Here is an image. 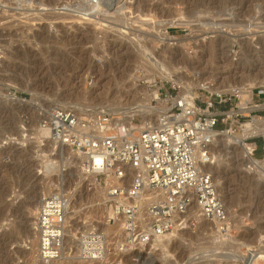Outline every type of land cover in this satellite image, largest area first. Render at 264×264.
I'll return each mask as SVG.
<instances>
[{
  "label": "rangeland",
  "instance_id": "rangeland-1",
  "mask_svg": "<svg viewBox=\"0 0 264 264\" xmlns=\"http://www.w3.org/2000/svg\"><path fill=\"white\" fill-rule=\"evenodd\" d=\"M163 31L177 39L161 40ZM215 40L223 42L210 50ZM0 47V264H36L31 249L24 251L12 236L29 225L41 193H72L69 224L78 238L106 211L102 189L88 187L85 176L80 180L77 159L65 148L56 155L58 146L32 133L40 119L54 106L82 116L103 110L130 118L129 107L144 91L174 85L178 97L186 85L201 97L200 80L226 93L229 85L257 81L251 76L264 71V0H0ZM157 61L178 83L159 73L152 65ZM251 91L250 99L231 98L220 107L227 120L219 128L239 136L252 116L264 117V84ZM237 106L249 108L239 112V122ZM263 132L245 140L256 145L254 158L263 161L258 167L246 166L232 145H217L211 155L228 216L223 243L216 242L214 222L188 214L164 253L153 244L121 247V235L109 224L101 261L79 258L71 240L52 264H264L258 258L264 250V150L256 134Z\"/></svg>",
  "mask_w": 264,
  "mask_h": 264
},
{
  "label": "built area",
  "instance_id": "built-area-1",
  "mask_svg": "<svg viewBox=\"0 0 264 264\" xmlns=\"http://www.w3.org/2000/svg\"><path fill=\"white\" fill-rule=\"evenodd\" d=\"M201 90V97L196 95L182 104L173 100L174 85L158 87L151 100L152 111L145 114L148 119L143 121L140 115L138 123L134 116L103 110L82 116L78 110L63 106L52 107L40 119V126L48 130L56 146L65 145L82 158L83 182L105 194V214L79 233V258L85 262L104 258L108 248L104 226H121V247H142L154 236L182 228L192 205L199 208L201 217L218 220L221 231H226L227 212L204 165L209 162L215 133H233L231 128L218 127L227 120L220 107L238 98L239 93ZM239 106L235 122L246 109ZM262 137L264 150V134ZM252 145L250 157L256 148ZM70 194L55 190L42 198L37 217L42 264H52L64 256Z\"/></svg>",
  "mask_w": 264,
  "mask_h": 264
},
{
  "label": "bare ground",
  "instance_id": "bare-ground-1",
  "mask_svg": "<svg viewBox=\"0 0 264 264\" xmlns=\"http://www.w3.org/2000/svg\"><path fill=\"white\" fill-rule=\"evenodd\" d=\"M110 1V0H109ZM112 1V0H111ZM104 3V2H103ZM106 5V3H104ZM110 5V4H109ZM112 6V4H111ZM128 7V6H127ZM80 10V9H79ZM190 14V12H189ZM183 15V14H182ZM195 24V23H194ZM99 26H102V25H99ZM106 26H109V25H105ZM216 26V25H215ZM214 26V27H215ZM104 27V26H103ZM107 28V27H106ZM216 28V27H215ZM161 40H165L166 42H171L172 40H176L177 38L176 37H173V36H169L168 34H166L164 31L162 32V34H160V36H158ZM203 37V36H202ZM230 38H228L229 40ZM233 39V38H232ZM197 41V40H196ZM220 42H223V41H218V40H215V41H211L210 42V45L208 46V48L210 50L212 49H215L216 46L218 45H221ZM173 44V43H172ZM218 44V45H216ZM26 50V49H25ZM23 53V52H22ZM30 55V54H29ZM244 56V55H243ZM246 57V56H245ZM147 59V58H146ZM250 59V58H249ZM241 60V59H240ZM247 61V60H246ZM151 62V61H149ZM243 62V61H242ZM248 62V61H247ZM245 63V62H243ZM151 64V63H150ZM156 64V65H155ZM153 64L152 62V65L159 71V73H161V75L165 76L166 78H168L169 80H171L174 84L178 83V81L172 76L171 72H167L166 70V66L164 65V63H162L161 61H157V63ZM250 64V63H249ZM247 64V65H249ZM246 66V65H245ZM264 66V65H263ZM248 67V66H247ZM262 67V66H261ZM263 68V67H262ZM264 69V68H263ZM259 70V68H258ZM165 74V75H164ZM264 74V71L260 68V72H258V74L254 73V75L251 76V74H249L251 77H254L253 79L255 78H259L257 81H254V80H250L246 83V85H242L241 88L239 87H234V86H231L229 85L230 87V90L231 92H238L239 93V97L244 100L246 97L248 99H250L251 97V87L258 83H261V84H264V76H262ZM260 77H263V78H260ZM246 80V79H245ZM196 86L202 88V89H206L210 92H217V93H221L223 92L222 90L224 89H221L218 87H212L210 85H206L202 80L198 81V83L196 84ZM228 87V88H229ZM227 88V89H228ZM215 90V91H213ZM141 92V91H140ZM157 96V93H149V92H146L144 91L142 93V96H139L138 98H136V100L133 101V105L129 108H131V110L129 111V117H133L135 115H138V114H141L143 116V121L144 120H147L148 117H145V114L149 113L150 111H152V105L148 104V100L150 98H154ZM194 97V93L192 91V87L191 86H186V85H182L181 86V93L180 95L176 98L174 97V102H180V103H184V101L188 100L189 98H193ZM16 98V97H14ZM110 108V107H109ZM112 108V107H111ZM122 110V109H121ZM128 110V109H127ZM245 111H248L249 108H246L244 109ZM125 111V110H123ZM244 111V112H245ZM49 111H47L48 113ZM46 113V114H47ZM45 114V115H46ZM81 114V113H80ZM116 114H120L122 115L121 113H116ZM227 114V113H226ZM43 115V114H42ZM82 115V114H81ZM88 115V114H87ZM90 116V115H89ZM94 116V115H93ZM39 125V126H38ZM38 125L36 124L35 127H34V130H33V134L35 135H39V136H42V137H48L49 140L53 143V146L55 147V143L51 140L50 138V135L48 133V130L46 128H43L40 126V124L38 123ZM264 119L263 118H260L258 116H252L250 121H248L247 123L241 125V128L243 130V135H234L233 133H231L229 130H224V131H221V132H216L215 133V136H214V141L213 143L211 144L210 146V158H209V162L207 164L204 165L205 169L212 174L213 178H214V169H213V166H212V163H213V159H212V156L211 155H214L215 154V151L217 150V145L218 147H228L230 145L234 146V147H237L239 149V151L242 153L241 155L243 156V159L242 161L246 164V166L248 167H258L260 165L263 164V161L261 159H257V158H254V157H250V154L249 152L251 151V148H252V144H249V143H246L245 142V139L247 137H249L248 135H254L255 132L257 131H262L264 130ZM254 133V134H252ZM258 135H262L264 134L263 133H256ZM37 138V136H36ZM51 143V144H52ZM63 148L67 149L71 155H73V157L75 159H77L78 161V166H76V169L77 170V174L79 175V178L81 177L82 180H83V177H84V174H83V171L81 170L80 166H81V162H82V158H80L74 151H72L69 147L65 146V145H62V146H58L57 148H54V149H58L57 154L56 155H59V153L63 150ZM218 152V151H217ZM47 161V160H46ZM46 161H42L41 164H42V167L45 168L44 170L47 171L49 166H48V163ZM49 162V161H48ZM216 162V161H215ZM214 164V163H213ZM215 166V165H214ZM41 170H43L42 168L40 169V172H42ZM49 171V170H48ZM63 171H65V169H63ZM217 172V171H216ZM40 174V173H39ZM217 174V173H215ZM219 176V175H217ZM80 178V180H81ZM215 179V178H214ZM78 182V181H77ZM215 182V180H214ZM80 183V181H79ZM78 183V184H79ZM77 184V185H78ZM44 191V190H42ZM31 193V191H30ZM48 194V191L45 193H41L39 195V197H36L33 201L35 202L32 209L35 213V216L33 217V219L29 220V222H27L29 225H27V227L24 229L23 228V233L20 234V236L18 237H15L12 236V240H13V243H16V245L18 243H23V248H24V251L25 250H30V252H33L34 253V258H32L33 260H35V262H37L36 264H42L40 262V259L38 257V242H39V236H38V231H37V217H38V212L41 208V205H42V198ZM103 194V199L105 198V194L102 192ZM34 196V195H33ZM72 193L70 194V196L68 197L69 198V201L66 205V213H65V237H64V244H63V251L67 250L68 248V245H70L69 242H72L71 240H73V243H74V247L76 249V253H79V238L77 237L76 234L73 233V229L71 228L70 224H69V213H72L73 211H71L70 209L72 208L73 206V202H72ZM35 197V196H34ZM30 198V196H29ZM72 202V203H71ZM71 203V204H70ZM70 205V206H69ZM75 209V207H73ZM192 208H194V210H191ZM73 209V210H74ZM75 211V210H74ZM188 214H190V216H195L197 217V219H202V220H205L203 217H201V214H200V210L197 206L195 205H192L191 208L189 209L188 211ZM187 214V216H188ZM32 217V216H31ZM205 221H209V220H205ZM204 221V223H205ZM209 222H214L215 225H216V235H217V241L216 242H219L221 241V243H223V240L222 238L225 236V235H222V231L220 229V222L216 219H214V221H209ZM208 222V223H209ZM19 224V223H18ZM214 225V224H213ZM260 225V224H259ZM26 226V225H25ZM215 227V226H214ZM18 228V226H17ZM213 228V227H212ZM112 229L117 232L118 236L121 232V226L119 224L117 225H114L112 226ZM178 229V228H176ZM176 229H173L172 231H170L169 233L165 234V235H162V236H154L147 245H145V247H151V245L153 244L154 246L155 245H158L159 247H161V251L164 253V251H167L166 250V247L169 245V243H171L173 240V238L177 235H179V232L176 231ZM14 230V229H13ZM6 231V230H5ZM9 233L10 232V228H9ZM17 231V230H16ZM19 232V231H18ZM215 232V231H214ZM6 234H8L6 232ZM14 234V233H13ZM18 234V233H17ZM75 235V236H74ZM7 236V235H6ZM10 236V235H9ZM16 236V235H15ZM219 239V240H218ZM225 239V237H224ZM11 243V242H10ZM155 243V244H154ZM174 243H178V241H174ZM1 245V244H0ZM20 245V244H19ZM19 247V246H18ZM17 247V248H18ZM21 247V246H20ZM2 249V248H1ZM261 250V249H260ZM64 251V253H65ZM1 252V250H0ZM23 252V251H22ZM262 254H260L258 256L259 259H263L264 260V250L261 251ZM28 252H26L27 254ZM250 257V255L248 256ZM37 260V261H36Z\"/></svg>",
  "mask_w": 264,
  "mask_h": 264
}]
</instances>
